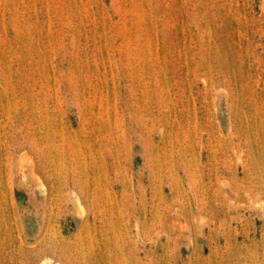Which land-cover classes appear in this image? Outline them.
I'll list each match as a JSON object with an SVG mask.
<instances>
[{"label": "rangeland", "instance_id": "obj_1", "mask_svg": "<svg viewBox=\"0 0 264 264\" xmlns=\"http://www.w3.org/2000/svg\"><path fill=\"white\" fill-rule=\"evenodd\" d=\"M0 264H264V0H0Z\"/></svg>", "mask_w": 264, "mask_h": 264}]
</instances>
